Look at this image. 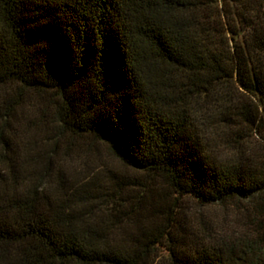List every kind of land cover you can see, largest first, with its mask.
Listing matches in <instances>:
<instances>
[{
	"label": "trees",
	"instance_id": "obj_1",
	"mask_svg": "<svg viewBox=\"0 0 264 264\" xmlns=\"http://www.w3.org/2000/svg\"><path fill=\"white\" fill-rule=\"evenodd\" d=\"M161 263L264 264V0H0V264Z\"/></svg>",
	"mask_w": 264,
	"mask_h": 264
},
{
	"label": "rangeland",
	"instance_id": "obj_2",
	"mask_svg": "<svg viewBox=\"0 0 264 264\" xmlns=\"http://www.w3.org/2000/svg\"><path fill=\"white\" fill-rule=\"evenodd\" d=\"M94 147L97 149V153L100 156V158H103L105 162H109L111 164H115V159L111 155L108 147L101 143H96ZM184 209L189 210L192 214H202L207 215L208 217H212V219H215L217 215L221 214L222 208L219 206L209 207V208H202L200 207L196 202L192 200H184ZM209 214V215H208ZM162 264V263H161Z\"/></svg>",
	"mask_w": 264,
	"mask_h": 264
}]
</instances>
